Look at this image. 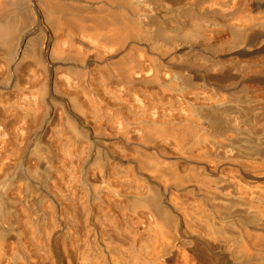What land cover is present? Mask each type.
Returning <instances> with one entry per match:
<instances>
[{
	"label": "bare ground",
	"instance_id": "obj_1",
	"mask_svg": "<svg viewBox=\"0 0 264 264\" xmlns=\"http://www.w3.org/2000/svg\"><path fill=\"white\" fill-rule=\"evenodd\" d=\"M102 2L91 1L96 14L55 15L47 0H0V50L8 54V67L21 63L36 30L50 64L67 62L64 55L76 52L90 66L98 54L113 55L109 40L120 33V48L136 55L126 63V78L146 79L156 89L144 94L136 86L129 94L124 84L119 105L140 110L126 117L136 119L141 131L147 123L164 126L161 146H171L199 175L187 179L186 168L187 176L179 170L185 178L172 171L171 161L167 171L163 154L162 160H137L138 172L162 190L156 191L117 164L106 170L99 155L91 167L76 168L89 152L81 146L88 155L77 153L84 157L77 156L75 165L78 142L68 136L64 142L60 137L61 163L56 166L52 155L51 166L48 148L47 156L32 138L20 166L15 162L2 175L12 155L0 163V264H264V0H122V19L116 21ZM29 7L35 19L22 30ZM23 89L22 100L38 97ZM48 90L47 98H61L77 121L88 123L79 90ZM120 121L112 126L125 130Z\"/></svg>",
	"mask_w": 264,
	"mask_h": 264
},
{
	"label": "rangeland",
	"instance_id": "obj_2",
	"mask_svg": "<svg viewBox=\"0 0 264 264\" xmlns=\"http://www.w3.org/2000/svg\"><path fill=\"white\" fill-rule=\"evenodd\" d=\"M47 1H49L51 3V5L53 6V10H54L55 15H59L61 12L65 13V14H71L72 13V14H77V15L96 14L99 12L97 5L95 3H91V1H93V0H47ZM26 3L27 4L30 3V0H26ZM101 4L104 5L105 13L110 17V20L116 21V20L122 19V14H123L122 0H103V2ZM27 12L28 13L25 14V16H27L26 17L27 20L25 21L26 23L23 22L22 24H20L21 25L20 27L22 28V30H24V28L26 27L25 25L28 26L29 23H30L29 24V26H30L31 23L35 19V13L30 7L27 9ZM55 22L53 21L52 23L56 24ZM36 32H38V33H36ZM40 33H41L40 31L36 30V31H33V33L31 34L32 36L31 35L29 36V38L33 37V40L30 38L29 41L30 40H32V41L31 42L28 41L29 43L27 42L28 46H26V49H27L26 56L21 61V63L18 64L17 68H15V69L8 67L9 66L7 64L9 61V57L7 56L8 54H6V52H4L5 51L4 49H2L4 51L0 50V131L5 130L4 132L7 133L5 135V137L0 138V143H4V144H0V153H1L0 155H2V159L0 158V163H2V161L5 160V157L8 154L13 156V157L11 156V158L13 160L9 159L10 162L8 161L6 164H4L7 167H3L4 171L1 172L2 175L4 174L6 168H7L6 171H8L9 170L8 168H10V167H12L10 170H14L13 167L16 166V163L19 164L17 166H20L23 163V161H22L23 155L25 156L24 150H25V148L27 149L28 144L32 138L38 144L37 146L46 153V155H47V151L50 152V154H48V155H51V156L47 155L48 159L50 160V163H51V158L54 155H56L54 158H52V160H56V162L54 161L56 166H58L59 163H61V161H62L61 156H60L61 151L59 152V148L61 149V147L63 146L62 143L64 141H68V139H69L68 137H70L72 143H73V141H75L76 143L78 142L77 143L78 144V149H77L78 152H76V150H75V152L73 154L75 156L72 155L73 158L76 157L75 159H73L74 164L78 161L79 162L81 161L80 160L81 158L77 159V156L81 157L82 155H84L82 153V151L79 150V149H81V146H83L84 144H85L84 145L85 148L83 147V149L88 150L87 152H89L88 153L89 155L88 154H86V155H88L90 157V158H88V156H87L88 159H85L86 157L85 158H83V157L86 155L82 156V158L84 160L82 159L83 162L81 161L80 164L78 163V166H75L76 168L82 167L80 169L84 170V168L87 169V168L91 167L90 163H92L93 161L96 162V159H95L97 157L96 155H99L98 158L103 159V162L101 163L102 160H100V163L101 164H103L104 162L106 163V166H105V164L102 165L103 167H106V170L113 171L115 169V167H117V165H118V167L116 168L117 170H118V168L121 167L120 168L121 170H119V171H122L125 174H129L127 171L132 172L129 174L132 177V180H134L138 183L140 181H143L141 184H144L145 187L151 186V185L156 186V184L152 182V179L150 177H146L144 175H141V173L138 172L139 169H137V168L139 165L137 166V163H136L137 160H138V162H140V160H142L143 158L148 159L151 156L152 157L155 156V158L157 157L158 159L160 157V159H161V157L164 155L162 157L164 160L161 159L163 161L162 165L164 166V169L167 170V167L169 165L170 169L169 168L168 169L171 171L173 169L172 168V166H173L175 168L172 171H174V172L177 171V173L180 175L182 172L184 173L185 168L187 169L188 167L192 166V164L191 163L189 164V162L185 164L184 159L182 157H180V156L177 157L174 154V151H173L171 146L165 145L163 143L161 146V140H159V139H161L160 135H161V133H163L162 131H163L164 126L157 127L155 129V128H152L153 126L148 124V123L144 124L145 125L144 129L148 130V131L144 130V131H146L144 133V131L139 130V128H141L143 130V127L139 124H135V123H137L136 119L133 120L132 118H129V117H133L132 112L135 115V113H138V111H140V110L138 108H134V107H133L134 109L131 110V108H132L131 107L130 108V111L132 114L131 115L130 113H128V112H130L129 110L127 111V109H125L124 107L119 105L120 102H118V101H119V99L123 98L121 94L123 92L125 85H126V89H129L127 91L132 90V91L128 92L129 94H133V91H134L136 86H138V88L140 89V92H142L144 90V94L148 93L147 91H150L151 89H156V87L153 88V86L148 85V83L146 82V79L142 78L143 80H141V78L139 79L135 75H132L131 77L126 78V77H128V76H126L127 71L125 70V66H127L126 63H128V62L131 63L132 61H135L136 55H133V54H135V52H133L132 50H123L122 48H120V46L122 45L121 40H123L122 39L123 37H121L122 35L120 33H117V36L115 33L116 37H112L109 40V43L111 41V44L114 46V48H113V46L110 44L112 46V49L114 50L113 55L103 56L102 54H98V56L95 58L96 60L93 62L92 66H90L85 61L83 56H79L76 52H71L70 54L64 55V57L67 58V62H57L55 64H50L46 60L45 56L40 52L41 49L39 47V44L41 45V41L43 38L42 33L41 34ZM18 35L16 37V41L19 42L20 36H18ZM16 41L14 40V48L17 47L15 45L18 44ZM37 44H38V46H37ZM126 51H128L129 53H127ZM125 53H127V54H125ZM123 85H124V87H123ZM54 86L57 87L59 90L61 89L62 90V91L60 90L61 92L64 91L63 94H67L68 89L71 91L72 94L76 93L77 90H79L81 93L80 92H79V94L77 93V96H78L77 99H78L79 103L83 104L87 108V111H88L87 114L89 115L87 118H90V115L95 116V117H91L89 119V121L86 118L85 120L88 123L85 122L84 124H82V122L77 121L78 119L74 118L69 113L66 105L64 104V102L62 101L61 98H59V97H52V99L49 97L47 98V96H49V94H48L49 90L48 89L53 88ZM22 88H24L23 90L26 91L27 93L31 94V95L37 94L38 97H35V98L33 97V99L30 97L31 99L22 100V96L20 95L22 93L20 91V89H22ZM120 88H122L121 93H120ZM149 88H150V90H149ZM94 89H96V90H94ZM141 89H142V91H141ZM98 91H100V93L101 92L103 93V91H104L105 94L101 93V95H98L97 94ZM43 93H45V95H46L45 98L43 97ZM85 96L89 97L90 101H92L91 97L94 98L93 100H95L94 101L95 103L93 101L89 102V100H87V98ZM102 98H104V99H102ZM51 100H52V102H51ZM91 104H93V105H91ZM129 114H130V116H129ZM126 115L129 117H126ZM102 117H103V120L105 119L104 120L105 122L101 121ZM135 117H136V115H135ZM95 118H98L97 120H100L101 122L99 123V122L95 121ZM106 119L109 120V123ZM120 120H122V121H120ZM20 121H23L21 123L26 124V126H24V124H23V126H22V124H19ZM119 121H120L121 125H123L125 123H126V125H128V127L131 131V132L129 131L130 134L127 133L129 135H127L126 133H125L126 135L124 134L125 130H127L128 127L125 130L123 129L124 132H123V130L116 129ZM132 121H134L135 123ZM116 122H117V124H116ZM122 122H123V124H122ZM98 123L101 125H99ZM113 124H116L117 126L114 125L115 126L114 127V126H112ZM126 125H125V127H126ZM18 126H20V127H18ZM65 126H66V128H65ZM98 126L102 127V128L100 129ZM72 127H73V129H72ZM14 129L17 131H15ZM157 130H159V131L156 132ZM139 131H140V133H139ZM153 131H155V133H153ZM56 132L58 135L56 134ZM68 132L70 133V135ZM100 132H101V134H99ZM19 133H22V135H20ZM84 133H86L87 135H85ZM94 133H96V134H94ZM135 133L137 134V137H136ZM80 134H81V136H79ZM155 134L157 135V137ZM17 135H19L20 137ZM21 136L25 140L22 139L23 140L22 141ZM29 136H30V138H28ZM78 136L81 138L79 139ZM16 137H18V138H16ZM60 137L62 139H64V140H62L63 142L60 141L61 140ZM18 139L20 140V144L17 143V142H19ZM70 139H69V141H70ZM22 142H23V144H22ZM60 142H61L62 146L58 147V146H60L59 145ZM107 144H109V145H107ZM13 145H14V147L17 145L16 148H14ZM79 145H80V148H79ZM158 145H160V146H158ZM161 147H162V150L166 148L167 152L164 150L165 153H162L163 151L160 149ZM46 149H47V151H46ZM10 150L12 151V153ZM150 150L152 153L154 151L155 155L151 154ZM160 151H162V152H160ZM14 152H15V155L17 154L16 159L14 157L15 156ZM54 152H55V154H54ZM79 152H80V154H82L81 156H80V154H77ZM20 153L22 154V156ZM104 153H106V154H104ZM138 154L140 156L143 154V156L140 157ZM168 154H170V155L172 154L173 156L171 155V157H173V158L169 157ZM123 155H124V157H123ZM158 155H160V156H158ZM167 155L169 158L167 157ZM57 156H59V159H61V161L59 159H57L58 158ZM101 156H102V158H101ZM104 156H106V157L104 158ZM131 156H133V157H131ZM19 157L21 158V161H20L21 163L18 161V160H20ZM129 157H131V159ZM17 158H19V159L17 160ZM106 158H108L109 161H106V160H108ZM167 159L169 160V164L166 163V162H168ZM173 159L175 161H173ZM58 160L60 162H58ZM76 160H78V161H76ZM88 160H90V161H88ZM110 160H112V161H110ZM176 160H178L180 162L178 164L179 166L177 165V167H176V164H174V162L178 163V161H176ZM13 161H14V163H13ZM170 161L173 165L170 163ZM29 162H27V163H29ZM31 163H32V165L36 164L35 160H32ZM54 163L52 162L51 166ZM55 164L53 166H55ZM109 164H112V165H109ZM115 164H117V165L114 167ZM79 165H82V166H79ZM88 165H89V167H88ZM110 166H112L114 169L111 167V170H109ZM131 166H133V167H131ZM184 166H186V167H184ZM178 167H180V168L178 169ZM190 168H188V169L190 170ZM192 168L190 170L191 172L195 169L194 168L192 170ZM80 169H77V170H80ZM127 169H129V170H127ZM132 169H134V170H132ZM181 169L183 171L180 173L179 170H181ZM186 169H185V171L187 172L188 176L186 175V172L184 174L187 176V179L197 177L196 174L198 171L196 172V170H195V172L193 171V173L190 172L192 175L195 174L192 176L189 173V171H187ZM169 170H167V171H169ZM134 171L137 173H135ZM183 173H182V175H183ZM136 175H138L137 178H136ZM197 175H199V174H197ZM186 176H184V177L186 178ZM48 177H49L48 178L49 180L47 183H51V181H53L51 175H49ZM145 177L147 179H145ZM141 179H143V180H141ZM149 179H151V180H149ZM144 180H146L147 182L146 181L144 182ZM148 183L151 185H149ZM156 188H158L157 189L158 191L161 190V188L158 185L155 187V190H156ZM45 199L48 200L47 197Z\"/></svg>",
	"mask_w": 264,
	"mask_h": 264
}]
</instances>
